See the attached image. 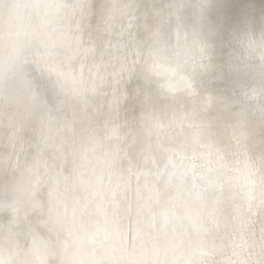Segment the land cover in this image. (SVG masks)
Listing matches in <instances>:
<instances>
[{"label":"clouds","instance_id":"9594fccd","mask_svg":"<svg viewBox=\"0 0 264 264\" xmlns=\"http://www.w3.org/2000/svg\"><path fill=\"white\" fill-rule=\"evenodd\" d=\"M0 264H264V0H0Z\"/></svg>","mask_w":264,"mask_h":264}]
</instances>
